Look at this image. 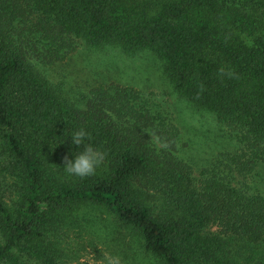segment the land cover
Instances as JSON below:
<instances>
[{"label":"trees","instance_id":"16d2710c","mask_svg":"<svg viewBox=\"0 0 264 264\" xmlns=\"http://www.w3.org/2000/svg\"><path fill=\"white\" fill-rule=\"evenodd\" d=\"M79 41L155 53L235 148L182 158L179 128L141 91L51 80L45 67ZM80 128L106 159L68 177ZM263 164L264 0H0V264H67L62 244L85 205L114 215L156 264H264V194L252 185Z\"/></svg>","mask_w":264,"mask_h":264},{"label":"rangeland","instance_id":"374dc122","mask_svg":"<svg viewBox=\"0 0 264 264\" xmlns=\"http://www.w3.org/2000/svg\"><path fill=\"white\" fill-rule=\"evenodd\" d=\"M78 43V50L67 60L54 68L45 67L51 80L62 81L78 93L89 91L97 81L141 91L157 111L179 128L182 158L203 163L235 148L226 129L217 124L212 114L194 112L174 91L155 53L144 50L130 55L117 47L92 51L82 41ZM257 174L252 185L264 194V164ZM75 215L76 222L68 226L62 244L69 255L67 264H90L85 257L91 256L94 261L104 252L119 255L122 264H156L138 237L104 208L85 205Z\"/></svg>","mask_w":264,"mask_h":264},{"label":"clouds","instance_id":"9594fccd","mask_svg":"<svg viewBox=\"0 0 264 264\" xmlns=\"http://www.w3.org/2000/svg\"><path fill=\"white\" fill-rule=\"evenodd\" d=\"M221 75L232 76L233 73L221 69ZM72 143L77 147L83 145V150L74 153L71 158L65 157L64 166L61 167L68 177L86 178L93 176L104 164L106 153L86 143L89 134L86 129L80 128L70 133ZM90 264H122V258L117 254L104 252L101 258L94 260L91 256L85 257Z\"/></svg>","mask_w":264,"mask_h":264}]
</instances>
